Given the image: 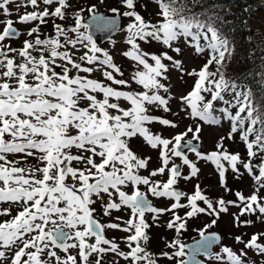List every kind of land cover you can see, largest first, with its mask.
I'll return each mask as SVG.
<instances>
[{"label": "snow or ice", "instance_id": "snow-or-ice-1", "mask_svg": "<svg viewBox=\"0 0 264 264\" xmlns=\"http://www.w3.org/2000/svg\"><path fill=\"white\" fill-rule=\"evenodd\" d=\"M99 2L103 4L104 0ZM152 2L158 6L156 22L145 20L135 10L137 0H120L126 10L121 13L119 8H110L111 17L100 13L96 3L74 9L72 0H21L18 4L16 0H0V12L5 16L12 15L9 5L16 4L18 14L22 7L31 6L33 11L19 14L17 22H38L27 32L29 37L36 34L35 38L25 40L21 48L4 43L21 35L11 19L3 22L0 32V204L10 205L0 209V217H9L0 221V264H93L90 258H94V264H104L106 254L122 258L126 264H158L160 257L176 264H249L245 249L264 255V243L259 242L264 233H255L246 242L242 236L235 237L237 243L244 244L237 253L228 246L213 252V245L221 237L209 232L221 213H228L230 205L240 209L239 214H233L237 227L252 223L241 221L246 214L258 212L264 217V105L256 104L250 88L225 77L223 68L234 47L216 26L220 19L216 13H198L187 0ZM70 10L73 25L54 23V35L41 39L40 25L47 23L46 18L63 21ZM120 15L131 18L125 29L130 47L123 55L135 62L136 70L128 80L122 78L124 74L109 52L97 46L91 31L93 26L100 32L115 29ZM181 37L190 38L187 42L195 54L209 50L199 70L185 69L183 61L167 52H146L140 43L156 41L173 48ZM173 50L181 51L178 47ZM77 52L81 54L77 56ZM212 65L215 71L209 70ZM170 68L179 72L181 79L184 75L196 78L187 94L173 97L170 86L162 82L168 79ZM96 71L101 72L103 80L91 78ZM132 84L142 90L133 89ZM225 94H231V100H225ZM172 99H177L189 118L210 125L221 123V117L214 114L215 102L225 104L218 110L231 121L227 138L239 134L247 158L228 152L225 137L217 142L215 151L201 152L193 144L200 139V123L171 138L153 134L147 125L154 122L178 127L174 121L150 113L152 107L170 112ZM122 102L129 106H122ZM232 108H236L235 114ZM137 137L159 151L160 166L148 175H142L141 170L148 169L151 157L142 158L130 147ZM73 148L78 154H72ZM186 148L216 166L226 191L231 189L225 179V161L234 173H239L242 166L253 177L254 191L248 196L236 192L237 199L227 201L223 197L215 201L208 198L199 184L191 195L178 191L174 185L179 179L190 180L200 171ZM174 158L182 164H176ZM254 159L260 163L254 164ZM29 160L36 163L29 165ZM74 161L80 166L74 167ZM182 166H188L189 175H182ZM166 172V181L153 179ZM127 185L133 186L131 194L123 190ZM141 185L147 192L140 190ZM148 193L173 202L166 208L155 207ZM181 197H186L187 203H181ZM97 200L105 216L127 207L131 211L129 219L101 224L94 216ZM11 205L17 208L15 215ZM178 209H186L183 216ZM145 213H152L153 221L171 213L166 227L177 237L165 247L173 251L157 256L142 246L149 240ZM201 214L213 219L197 229L199 240L185 244L179 238L181 233L187 230L189 219ZM105 229L129 233L124 238L129 250H121L115 239L106 238ZM188 248L192 251L187 252ZM200 254L206 259H198Z\"/></svg>", "mask_w": 264, "mask_h": 264}, {"label": "rangeland", "instance_id": "rangeland-1", "mask_svg": "<svg viewBox=\"0 0 264 264\" xmlns=\"http://www.w3.org/2000/svg\"><path fill=\"white\" fill-rule=\"evenodd\" d=\"M21 0H16V3H20ZM73 8L76 9L81 6H86L90 3H96L99 9V12L105 15H112L113 14L109 11L110 8H119L120 12L123 13L126 9L122 7L120 0H104L103 4L99 2V0H72ZM154 3L152 0H137L136 3V11L139 12L145 20L152 21L157 19L156 16V9L154 7ZM10 9L12 10V15L5 16L2 12H0V32L3 31L5 24L4 21L11 19L13 21V26H15L21 35L19 38L13 39H6L4 41L5 44L10 45L13 48H21L23 47V42L27 39H34L36 34H33L32 37L27 35V32L30 28L35 27L38 22H31V23H18V16L25 11L31 12L33 11L31 6L27 8H21L20 13L16 12V4L9 5ZM44 5L41 3V9H43ZM54 7V6H53ZM72 10L69 11V14L65 20L60 19H53L46 18L47 23L40 25V37L41 39L45 38V36H50L54 33L53 24H62L66 27H71L74 23V18L72 16ZM87 16L88 14L85 13ZM121 18L119 28L114 32L112 36L107 39H104L101 47L109 52V54L113 57L114 63H116L123 72V79H130L133 72L136 70L135 62L132 61L130 58L125 57L123 53L129 49V45L126 43L127 32L126 27L130 22L131 18L124 17L123 15ZM256 27H258L262 35L264 37V11L260 13L258 21L255 22ZM45 28V29H44ZM44 32L42 33V30ZM188 39L181 37L177 40L173 48H168L167 46L163 45L162 43L152 41L150 43H141V47L144 51L149 53H155L159 55L161 52H167L168 55L172 56L176 60L183 61V66L185 69L191 70L198 67L200 61L203 59L204 55L195 54L192 47L189 46ZM180 48V53H176L173 49ZM35 54V53H34ZM81 53L77 52L76 55L79 56ZM152 62L151 60L149 61ZM164 63L168 64L169 61L165 60ZM59 71V69H57ZM81 75H85L81 73ZM167 80L162 81L166 85L170 86V94L173 97H179L182 94H186V90L189 88L192 77L184 75L181 79V74L174 69L169 70L167 73ZM91 78L103 80V76L100 71H96L91 74ZM117 78H120L117 76ZM106 83H108L106 81ZM114 87H116L114 85ZM132 88L136 90H142L139 85L132 84ZM163 94V92H162ZM102 98V96L100 97ZM122 106L128 107L129 105L127 102H122ZM170 112H164L160 108L152 107L150 108V113L152 115L167 118L169 120L174 121L178 127L170 128L160 123H151L148 124L150 131L153 134H159L164 138H171L175 134L186 130L188 126H192L193 128L196 127L197 123H200L202 126V130L200 132V139L198 141L199 146L201 148V152L203 153H210L216 150L217 142L220 140L221 137H225L224 139V147L230 153H239L242 159H246L247 156L242 155V146L243 142L240 140L239 134H235L232 139H228V134L230 132V124L229 122L223 118V114L218 110L217 116L221 117V123L219 125H210L204 123L202 121H197L193 118H189L184 111H181V105L178 104L177 99H172L170 101ZM191 138V133L189 134L188 139ZM130 147L132 150L140 157H151L149 160V165L147 170H141L142 175H148V172L152 169H155L160 166V159H159V151L152 149L148 146L143 138L137 137L134 138L130 142ZM186 154L188 155L189 159L193 160L197 167L200 169L198 175L190 180L179 179L177 184L174 187H177L181 190V192L187 193L191 195L195 191V185L199 184L200 189L204 195L212 200H217L223 197L226 201L227 200H236L237 197L235 196L236 192H241L245 196L251 195L254 191V180L253 177L248 174V172L241 166L239 173H234L230 167L228 166V162H223L225 167L228 168V171L225 173V179L227 183V187L231 189V191H226L225 188L221 185L220 176L218 174V170L216 166L206 160L198 159L194 153L189 151L187 148L185 149ZM72 154H78L75 148L72 149ZM13 157L9 155V159ZM174 162H179L182 164V161L179 158H174ZM29 165H34L36 161L29 160L27 162ZM74 167H79L75 161L73 162ZM171 166V165H170ZM182 175L187 176L190 174V169L188 166H182ZM153 179L159 181H166L168 179L167 172L164 175H158ZM123 190L131 194L133 190L132 185L123 186ZM140 190L143 192H147V187L144 185L140 186ZM95 199V197H93ZM114 199L119 202L118 198L114 197ZM148 199L151 201L152 205L158 208H166L170 206L173 202L169 198L164 197H154L151 193H148ZM104 200L107 201V195H104ZM181 203H187L186 197H181ZM201 206H205L202 201L198 202ZM10 207L9 204H0V209ZM96 209L94 216L101 224H107L110 222H123L129 219L131 215V211L127 207H122L121 210H112L110 216H105L103 214L102 205L100 200H97L96 203L93 205ZM12 215L16 214L17 208L15 205H11ZM178 213L183 216L186 209H178ZM240 209L238 207L229 206L228 213H221L220 218L217 220L216 225H214L209 230H218L221 234V240L214 246L213 252H219L222 246H228L232 248L234 251L239 253L240 249H244V244L237 243L235 237L242 236L243 240L246 242L248 241L251 236L255 233H264V217H260V214L257 212L255 214H246L241 217V221L251 220V224L241 225L239 227L235 226L233 220V214H239ZM120 217L121 220L117 221L116 218ZM9 217H0V221L4 219H8ZM171 218V213H164L158 217L156 221H153V214L152 213H145V221L150 225L148 229H146L147 235L149 240L147 244L142 246L146 247L147 250L153 254L159 256V253L162 251H173V249H169L165 247L166 242H170L177 237V234L174 230L168 229L166 227L167 221ZM213 217H209L207 215H199L198 217L192 218L188 220L187 230L183 231L180 235V239L183 242L189 241L190 239L195 238L198 235L197 229L204 227L205 224L211 222ZM129 233L120 230H113V229H105L104 235L108 239H115L116 242L119 244L120 249L127 252L129 249L125 242V237ZM260 241H264L262 237ZM259 241V242H260ZM247 252V257L245 258L249 264L259 263L264 261V255H258L254 250L245 249ZM62 255V253H61ZM204 260L206 259L205 256L202 257ZM93 264H94V258ZM116 261L117 264H126V262L119 257H115L111 254H106L104 256V264H113V261ZM130 264V262H129ZM158 264H176L175 261H170L166 258L160 257L158 260Z\"/></svg>", "mask_w": 264, "mask_h": 264}, {"label": "trees", "instance_id": "trees-1", "mask_svg": "<svg viewBox=\"0 0 264 264\" xmlns=\"http://www.w3.org/2000/svg\"><path fill=\"white\" fill-rule=\"evenodd\" d=\"M187 3L198 13L203 12L209 16L216 13L219 16L216 26L228 37L234 47L231 57L226 60L223 68L225 77L250 88L256 104L264 105V37L255 23L260 13L264 11V0H195V2L187 0ZM154 5L157 12L158 6L155 3ZM200 42L205 43L203 40ZM208 54L207 49L201 54L204 55L203 62L208 58ZM209 70L215 71V65L210 66ZM228 96L232 98L231 94H225V100L229 98ZM215 104L223 105L222 102ZM234 109L236 111V108ZM242 155L247 156L244 143ZM253 163L259 164L260 161L254 159ZM261 195H264V190H261ZM262 239L264 240V236ZM253 264H264V261Z\"/></svg>", "mask_w": 264, "mask_h": 264}, {"label": "water", "instance_id": "water-1", "mask_svg": "<svg viewBox=\"0 0 264 264\" xmlns=\"http://www.w3.org/2000/svg\"><path fill=\"white\" fill-rule=\"evenodd\" d=\"M100 13H101V12H100ZM102 14H103V13H102ZM104 15H105V14H104ZM106 16L111 17L112 15H106ZM116 19H117V27H116L115 29L111 30V31L100 32V31H97V30L95 29V27L93 26V28L91 29V31L93 32V36L97 39L98 42L101 41L102 39L108 38L113 32H115V30H117V28H118L119 25H120V16H118ZM193 144H194V145H197L198 149L200 150V147H199V143H198V142H193ZM209 232L218 233L219 236H220V233H219L218 231H216V230H209ZM199 239H200V237L198 236V237H196V238H194V239H191V240L187 241L185 244L193 245V244H194L197 240H199ZM215 245H216V244H215ZM215 245H213V247H212V249H211L212 251H213V248H214ZM186 251H187V252H191L192 249H191V248H188V249H186ZM202 256H204V255L200 254V255L198 256V259L203 260ZM185 259H187V257H185Z\"/></svg>", "mask_w": 264, "mask_h": 264}]
</instances>
